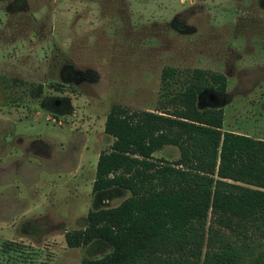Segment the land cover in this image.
<instances>
[{
    "label": "rangeland",
    "instance_id": "1",
    "mask_svg": "<svg viewBox=\"0 0 264 264\" xmlns=\"http://www.w3.org/2000/svg\"><path fill=\"white\" fill-rule=\"evenodd\" d=\"M165 67L224 74L225 91L203 90L197 107L264 139V0H0V264L111 253L64 235L130 195L92 191L114 139L106 115L113 104L160 109ZM153 157L171 162L179 149Z\"/></svg>",
    "mask_w": 264,
    "mask_h": 264
},
{
    "label": "trees",
    "instance_id": "2",
    "mask_svg": "<svg viewBox=\"0 0 264 264\" xmlns=\"http://www.w3.org/2000/svg\"><path fill=\"white\" fill-rule=\"evenodd\" d=\"M161 80L160 109L113 104L106 115L114 139L98 155L92 191L130 195L88 210L66 245L112 247L81 264H264V139L222 130L221 109L197 107L203 90L225 91L224 74L165 67ZM166 145L177 159L153 157Z\"/></svg>",
    "mask_w": 264,
    "mask_h": 264
},
{
    "label": "crops",
    "instance_id": "3",
    "mask_svg": "<svg viewBox=\"0 0 264 264\" xmlns=\"http://www.w3.org/2000/svg\"><path fill=\"white\" fill-rule=\"evenodd\" d=\"M27 213V212H26Z\"/></svg>",
    "mask_w": 264,
    "mask_h": 264
}]
</instances>
